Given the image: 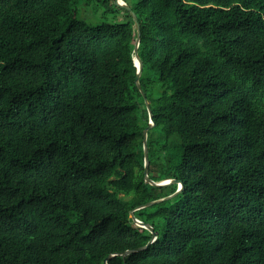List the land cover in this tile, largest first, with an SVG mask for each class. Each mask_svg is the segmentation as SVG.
I'll return each instance as SVG.
<instances>
[{"label":"trees","instance_id":"obj_1","mask_svg":"<svg viewBox=\"0 0 264 264\" xmlns=\"http://www.w3.org/2000/svg\"><path fill=\"white\" fill-rule=\"evenodd\" d=\"M84 1L0 0V264H264V0H132L183 186L124 257L177 183L132 15Z\"/></svg>","mask_w":264,"mask_h":264},{"label":"water","instance_id":"obj_2","mask_svg":"<svg viewBox=\"0 0 264 264\" xmlns=\"http://www.w3.org/2000/svg\"><path fill=\"white\" fill-rule=\"evenodd\" d=\"M114 3L125 8L132 15L134 25H135V28L137 31V36H136V40H135V44H134V48H133V61H134V64L136 65V74H135L134 82H135L137 88L139 89V91L141 92V94L143 96L144 103H145V106L147 108L148 117H149L148 124L143 128V131H142V134H143V151H144V180L146 182H148L152 185H156V186L167 185L170 183H178V187L173 192H171L167 195L155 198V199L148 200L144 203H140V204L134 206L132 209H130V212H129L130 217L136 222L137 225L143 226L146 229H148L149 232L151 233V236L148 239V241L146 242V244H144V245L137 246L134 248H128V249H125L121 252L111 253L107 256V257H110V256L115 255V254H121L124 257L126 254H128L130 252L137 251L140 249H144L145 247H147V245L150 244L155 239L156 235L158 234V230L154 229L153 225L150 222L143 221L142 219L136 217L134 214V211L136 209L151 205V204L159 202L161 200H165L167 198L173 197L175 194H177L181 190L183 184L180 180H178L174 177H168V178H164V179H160V180H155L149 176V173H148L149 159H148V151H147V132H148V129L152 125H154V120H153V113L151 110L149 99L146 96V93H145V91H144V89L140 83V80H139L141 72H142V59L140 58V56L138 54V44H139V40H140V24H139V21L137 19V15H136L135 11L131 8V6L126 1L123 0V2H121L119 0H114Z\"/></svg>","mask_w":264,"mask_h":264},{"label":"rangeland","instance_id":"obj_3","mask_svg":"<svg viewBox=\"0 0 264 264\" xmlns=\"http://www.w3.org/2000/svg\"><path fill=\"white\" fill-rule=\"evenodd\" d=\"M102 0H89L88 2H81L79 5L81 15L86 18L87 21L91 23L99 22V21H112V22H121L124 20L125 10L119 8L114 3V0H107L108 9L112 8V10H106L107 7L104 6L101 2ZM130 6L133 4L132 0H124ZM142 123V121H140ZM178 187V183H177ZM173 201L178 200L175 195L172 197ZM163 220H156V225L160 228L162 226Z\"/></svg>","mask_w":264,"mask_h":264},{"label":"bare ground","instance_id":"obj_4","mask_svg":"<svg viewBox=\"0 0 264 264\" xmlns=\"http://www.w3.org/2000/svg\"><path fill=\"white\" fill-rule=\"evenodd\" d=\"M119 1L123 2V0H119Z\"/></svg>","mask_w":264,"mask_h":264}]
</instances>
